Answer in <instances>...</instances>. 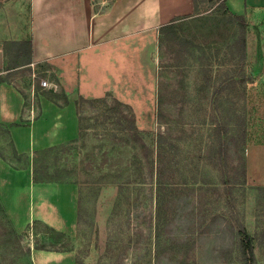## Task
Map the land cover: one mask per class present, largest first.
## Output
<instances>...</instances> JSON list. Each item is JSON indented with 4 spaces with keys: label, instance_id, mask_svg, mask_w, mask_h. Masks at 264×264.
Returning a JSON list of instances; mask_svg holds the SVG:
<instances>
[{
    "label": "rangeland",
    "instance_id": "rangeland-1",
    "mask_svg": "<svg viewBox=\"0 0 264 264\" xmlns=\"http://www.w3.org/2000/svg\"><path fill=\"white\" fill-rule=\"evenodd\" d=\"M259 34L246 24L242 50L222 0H196L169 27L83 55L64 69L67 86L46 67L17 76L32 109V82L77 99L78 139L39 155L36 172L80 186L79 224L73 240L41 225L17 235L0 210V264H32L31 246L83 264H242L239 223L264 264V191L241 176L246 144L264 143Z\"/></svg>",
    "mask_w": 264,
    "mask_h": 264
},
{
    "label": "crops",
    "instance_id": "crops-1",
    "mask_svg": "<svg viewBox=\"0 0 264 264\" xmlns=\"http://www.w3.org/2000/svg\"><path fill=\"white\" fill-rule=\"evenodd\" d=\"M225 6L264 36V0H225ZM195 9L193 0H112L98 13L92 0H0V75L8 61L4 42L30 40L32 70L46 64L47 71L67 86L61 77L64 69L83 55L114 50L139 34L193 15ZM68 91L66 105L60 99L52 101L48 90L36 92L39 115L34 118L26 107L31 97L12 83L0 82V205L17 235L30 231L39 237L34 228L41 225L72 240L76 237L80 186L43 179L36 172L39 155L79 137L77 99ZM244 167L246 184L264 188V143L246 144ZM29 259L32 264H75V253L31 246Z\"/></svg>",
    "mask_w": 264,
    "mask_h": 264
},
{
    "label": "trees",
    "instance_id": "trees-1",
    "mask_svg": "<svg viewBox=\"0 0 264 264\" xmlns=\"http://www.w3.org/2000/svg\"><path fill=\"white\" fill-rule=\"evenodd\" d=\"M112 1V0H110ZM109 1V2H110ZM223 5L225 7V11L228 14V16L233 19L234 21L238 22L239 26H240V30L242 32V38H241V45H242V50L244 49V44H245V37H244V33H245V29H246V22L244 20V18L240 17V16H236L234 14H232L231 12L228 11V9L225 6V0H222ZM194 3V7L196 8V0H193ZM93 5V2H92ZM104 8H98L96 9L94 7V13H98L103 11ZM173 22H170L167 25L162 26L160 29L162 28H166L169 27ZM3 52H4V56L6 57V59L8 58V61L6 60V64L4 65V74L0 75V82H8V83H12L14 86L17 87V84L14 83L13 79L16 78L19 75H25L27 74H31L35 73V75L39 76V72L44 73L45 69L44 67H46V64L43 65H37L34 67V71L31 68V63H32V44L30 40H25V41H20V42H13V41H9V42H4L3 44ZM245 58V54L244 51H242V53L240 54V59L241 61H243ZM38 70H40L38 72ZM54 81H56L54 79ZM247 82H253L252 79H248ZM223 90V89H222ZM222 90H219V92H221ZM50 92L48 93V97L50 99H52V101H57V98H59L62 102L61 105H66L67 104V98L65 96L64 93L62 94H55V92H53L52 90H49ZM34 97H36V92ZM37 104V103H36ZM35 102L33 103V107H34V113L32 115V117L37 118V116L39 115L38 112L35 111V109L37 108ZM77 105L78 103L76 102V110H77ZM26 107L28 109H30V102L27 103L26 102ZM126 117V116H125ZM131 127L134 129V123L133 121H131ZM241 176L243 178V182L245 183V167H244V163L243 166L241 168ZM34 179H37L36 175L34 174ZM260 192L264 191V188H258ZM0 210L2 211L1 205H0ZM239 229L237 230V236L239 239V254L240 257L238 259L239 262H241L242 264H257L256 262V258L254 255V247H253V240L252 238L249 236V234L247 233L246 228L244 227L243 224H238ZM75 264H83L82 262L79 261H75Z\"/></svg>",
    "mask_w": 264,
    "mask_h": 264
},
{
    "label": "built area",
    "instance_id": "built-area-1",
    "mask_svg": "<svg viewBox=\"0 0 264 264\" xmlns=\"http://www.w3.org/2000/svg\"><path fill=\"white\" fill-rule=\"evenodd\" d=\"M32 78H33V81H34V78H35V73H32ZM40 85L42 86V87H49V88H51V89H53V90H55V88H56V86L55 85H52V83H49V82H47V81H45V80H41L40 81ZM33 94H34V84L32 85V88H31V96H33ZM30 114L31 115H33V109H32V107H30Z\"/></svg>",
    "mask_w": 264,
    "mask_h": 264
}]
</instances>
